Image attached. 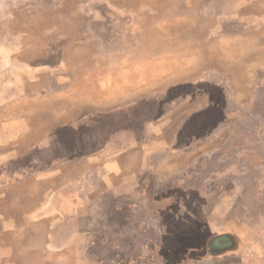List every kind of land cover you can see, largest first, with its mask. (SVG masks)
I'll use <instances>...</instances> for the list:
<instances>
[{
  "label": "rangeland",
  "instance_id": "obj_1",
  "mask_svg": "<svg viewBox=\"0 0 264 264\" xmlns=\"http://www.w3.org/2000/svg\"><path fill=\"white\" fill-rule=\"evenodd\" d=\"M182 86L191 97L180 102L185 109L178 118L189 120L193 111L194 124L204 123L193 127L195 137L209 134L187 154L191 171H199L203 155H222L214 165L226 191L205 197L209 217L244 220L225 225L235 238L226 244L241 247L243 257L214 259L264 264V0H0V104L19 102L25 111L17 114L31 117L36 136L148 95L155 103L163 100L159 92ZM65 169L66 180L72 164ZM203 185V178L193 177V189ZM181 196L174 194L176 200ZM165 197L175 200L172 193L160 199ZM208 210L166 207L160 226L145 225L143 241L114 240L126 230L116 215L108 220L112 224L89 226L90 239L59 243L70 244L67 262L73 264H127L125 250L147 252L130 264H170L165 250L176 251V264H199L196 250L209 235L198 222ZM185 218L193 224L183 223ZM23 242L16 246L17 262L42 264L30 253L44 240L26 242L27 249Z\"/></svg>",
  "mask_w": 264,
  "mask_h": 264
},
{
  "label": "crops",
  "instance_id": "obj_2",
  "mask_svg": "<svg viewBox=\"0 0 264 264\" xmlns=\"http://www.w3.org/2000/svg\"><path fill=\"white\" fill-rule=\"evenodd\" d=\"M184 86L159 92L163 93V100H155V103L148 95L144 100L142 97L132 104L85 116L78 122L57 124L52 130H42L38 136L33 134L31 117L25 112V115L17 114L25 111L19 102L0 104V264H19L16 260L18 241L26 245L36 240H44V246H36L30 253L38 257L36 262L73 264L67 262L70 244L62 246L59 242L69 237L81 239V235L90 239L88 227L98 222L112 224L108 220L119 215L126 230L114 240L123 241L132 236L130 241H143L145 225L160 226L162 209L166 207L210 209L205 199L207 194L224 190L220 176L223 173L214 165L222 155L207 153L204 156L202 153L199 171H191L193 159L187 154L195 143L207 141L209 134L203 139V136L195 137L193 127H202L204 123L194 124L193 111L189 113V120L178 118L185 109L180 102L191 97L190 89ZM4 94V90H0V98ZM67 163L72 164V174L65 180ZM81 163L84 165L78 169ZM235 174L233 172V176ZM193 177L203 178L200 190L192 188ZM214 182L216 185H212ZM171 193L173 197L183 193V197L160 199L161 194ZM193 193H200L201 199L188 201L185 198L186 194ZM21 202L24 210L18 214ZM206 214L208 216L200 218L198 223L207 227L209 236L196 250L202 258L197 262L220 264L214 259L220 255L226 260L242 258L241 247H230L235 240L231 235L234 233L225 229V225L236 226L233 224L244 223V220L229 216L216 221L215 216L210 219L209 210ZM192 219L185 218L183 223L193 224ZM116 220L114 225L120 222ZM192 234L188 232L186 236L192 239ZM161 238L165 240L164 236ZM221 238L222 244L218 240ZM27 247L30 246L24 249ZM77 252L83 254L82 250ZM164 252L163 257L168 258L170 264H176V251ZM123 253L130 264L133 260L143 261L147 252L140 250L134 255L125 250ZM156 254H160L159 251ZM79 264H83L82 261Z\"/></svg>",
  "mask_w": 264,
  "mask_h": 264
}]
</instances>
